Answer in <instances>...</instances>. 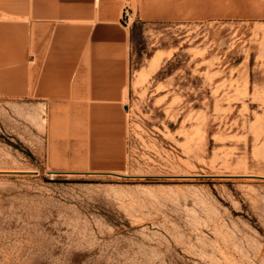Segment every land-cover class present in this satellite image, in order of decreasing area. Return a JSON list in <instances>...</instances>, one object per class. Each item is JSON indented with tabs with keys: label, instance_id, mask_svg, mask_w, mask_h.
I'll list each match as a JSON object with an SVG mask.
<instances>
[{
	"label": "rangeland",
	"instance_id": "obj_1",
	"mask_svg": "<svg viewBox=\"0 0 264 264\" xmlns=\"http://www.w3.org/2000/svg\"><path fill=\"white\" fill-rule=\"evenodd\" d=\"M131 9L105 129L32 94L22 0H0V264H264V0Z\"/></svg>",
	"mask_w": 264,
	"mask_h": 264
},
{
	"label": "crops",
	"instance_id": "obj_2",
	"mask_svg": "<svg viewBox=\"0 0 264 264\" xmlns=\"http://www.w3.org/2000/svg\"><path fill=\"white\" fill-rule=\"evenodd\" d=\"M132 2L22 0V21L36 42L30 91L63 113L53 117L103 120L105 129L106 120L126 118L133 31L123 10Z\"/></svg>",
	"mask_w": 264,
	"mask_h": 264
},
{
	"label": "built area",
	"instance_id": "obj_3",
	"mask_svg": "<svg viewBox=\"0 0 264 264\" xmlns=\"http://www.w3.org/2000/svg\"><path fill=\"white\" fill-rule=\"evenodd\" d=\"M124 20L126 21L127 25L131 24L133 11L129 6H126L123 10Z\"/></svg>",
	"mask_w": 264,
	"mask_h": 264
}]
</instances>
